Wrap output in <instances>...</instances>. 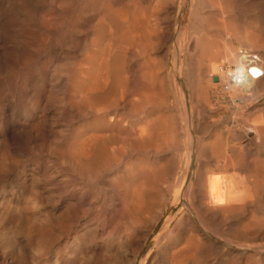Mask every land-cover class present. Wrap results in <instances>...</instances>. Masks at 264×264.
I'll use <instances>...</instances> for the list:
<instances>
[{
    "label": "bare ground",
    "instance_id": "6f19581e",
    "mask_svg": "<svg viewBox=\"0 0 264 264\" xmlns=\"http://www.w3.org/2000/svg\"><path fill=\"white\" fill-rule=\"evenodd\" d=\"M26 167L75 202L62 236L116 219L108 260L264 264V0H0V193L47 237Z\"/></svg>",
    "mask_w": 264,
    "mask_h": 264
},
{
    "label": "rangeland",
    "instance_id": "374dc122",
    "mask_svg": "<svg viewBox=\"0 0 264 264\" xmlns=\"http://www.w3.org/2000/svg\"><path fill=\"white\" fill-rule=\"evenodd\" d=\"M183 44L184 46L181 50V63L183 68L181 72V85L187 91L188 86L195 80L194 69L196 63H199L198 56L200 50L193 46L186 48V41H184ZM226 61H223L224 67L230 68V60ZM185 74L188 76L186 75L185 77ZM24 170H26L25 174L22 175L21 178L27 182L26 184L29 187V192L26 194L28 198L27 203L31 211L29 225L31 227L32 225L34 226V224L41 225L50 220V222L52 221L51 226L53 230L47 237H43L36 233L34 229L31 230V233V231L26 232L21 227L15 229L10 228L7 224V202L12 204L13 208H16L17 201L10 195L12 194L10 187L5 184L0 193V264H120L116 257L120 254V249L115 247L112 250V260L110 259V261L107 256L108 248H106L108 244L107 241L110 237L114 238L115 242L119 240V238H116L120 236L118 233L119 230L117 229L119 226L117 221H115L116 219L112 220V225V222H107L104 217L102 219V216H96L95 218V216L89 217L86 215L84 217L82 211L80 212L75 206L74 210L79 211L76 213L78 222L67 237L62 236L63 226L67 225V223L68 225L71 223L68 214L69 203L75 204V202L69 200L70 196L66 195L61 197L58 191L53 190L41 191L38 197H34L35 190L33 187H35V184L33 183L36 180L42 182L44 170L41 169L38 174L29 173L30 171L27 167L24 168ZM104 223L110 225L106 226ZM109 230L112 231V233ZM8 235L10 236L8 237Z\"/></svg>",
    "mask_w": 264,
    "mask_h": 264
}]
</instances>
